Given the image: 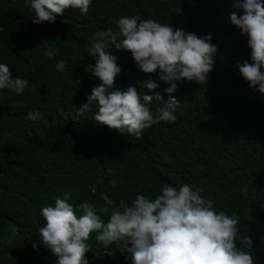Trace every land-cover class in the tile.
<instances>
[{"label":"trees","instance_id":"1","mask_svg":"<svg viewBox=\"0 0 264 264\" xmlns=\"http://www.w3.org/2000/svg\"><path fill=\"white\" fill-rule=\"evenodd\" d=\"M235 3L92 0L87 14L68 9L54 23L33 24L26 0H0V63L29 81L22 95L0 92V264H55L56 257L38 243L40 210L65 192L72 193L73 204H99L102 192L131 199L181 183L200 187L218 210L237 213L241 235L253 241L256 264H264V102L248 90L236 67L249 60L250 50L247 37L229 20L233 12L241 14ZM178 5L182 13L175 15ZM132 15L198 36L211 34L218 49L205 85L178 82L170 94L181 102L177 120L145 129L141 139L97 126L91 112L77 118L75 110L100 83L85 71L94 62L87 54L90 39L99 30L116 31L119 17ZM44 47L58 51L48 59ZM109 51L121 68L113 88L133 86L150 94L140 87L149 74L137 69L131 54ZM59 60L67 65L63 72L55 68ZM159 83L153 91L166 101L167 85ZM34 109L43 113L36 123L27 119ZM97 250L94 243L85 254L89 264H130L115 245L108 249L112 256L96 259Z\"/></svg>","mask_w":264,"mask_h":264},{"label":"clouds","instance_id":"2","mask_svg":"<svg viewBox=\"0 0 264 264\" xmlns=\"http://www.w3.org/2000/svg\"><path fill=\"white\" fill-rule=\"evenodd\" d=\"M26 4L33 13L31 22L41 24L54 23L68 9L87 14L92 0H26ZM234 7L241 14L233 12L230 23L247 37L250 50L249 60L236 67L248 90L264 102V0H236ZM173 12L179 15L182 9L178 5ZM116 25V31L99 30L89 41L87 54L94 62L85 71L100 83L86 97L87 102L75 109L76 115L91 112L97 126L141 139L145 129L177 120L181 102L170 94L177 90L178 82L205 85L218 49L211 34L198 36L152 18L121 16ZM109 49L131 54L137 69L149 74L140 87L150 94L133 86L113 88L121 68ZM57 51L44 47L42 54L51 59ZM55 68L63 72L67 65L59 60ZM159 82L167 85L163 89L169 95L166 101L153 91L160 87ZM28 85L27 79L13 76L8 64L0 63V92L19 96ZM42 118L38 109L27 113L32 123ZM111 173L108 168L106 174ZM104 174L102 171L98 183H103ZM246 197L252 199L248 193ZM99 199L102 203L84 200L73 204L69 191L41 208L44 223L38 243L56 257L55 264H89L85 254L93 250L94 243L102 250L93 251L96 259L112 256L108 249L115 245L130 257V264H256L253 241L241 235L238 227L239 215L218 210L213 199L191 183L162 184L154 196L138 192L134 198L117 200L102 192ZM36 247L33 242L34 250Z\"/></svg>","mask_w":264,"mask_h":264}]
</instances>
